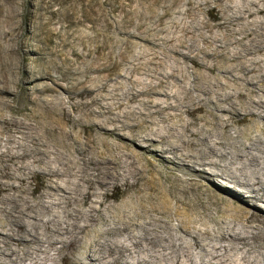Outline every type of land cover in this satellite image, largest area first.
Returning <instances> with one entry per match:
<instances>
[{
    "label": "bare ground",
    "instance_id": "obj_1",
    "mask_svg": "<svg viewBox=\"0 0 264 264\" xmlns=\"http://www.w3.org/2000/svg\"><path fill=\"white\" fill-rule=\"evenodd\" d=\"M259 6V0H241L233 17L243 21L246 14L260 13ZM239 35L226 42L232 49L204 56L208 72L188 81L182 74L178 83L139 90L136 97H149L132 111V121L118 128L137 143L172 155L169 162L177 168L218 179L233 190L220 211V232L199 227L202 222L192 221L167 199L154 207L137 194L138 207L132 211L109 203V187L138 178L145 168L127 152L106 159L91 155L82 144L65 153L63 144L25 132L16 150L0 151V169L8 174V181L0 179V264L68 261L83 243L87 253L76 264H264V18L245 22ZM177 71L173 68L170 75L176 77ZM196 112L201 116L194 118ZM246 118L253 123V135L247 133L251 128L236 125ZM143 124L147 131L131 129ZM4 158L21 162L8 168ZM37 169L51 181L34 196L26 180ZM134 185L139 193L138 181ZM240 195L255 205H235Z\"/></svg>",
    "mask_w": 264,
    "mask_h": 264
},
{
    "label": "rangeland",
    "instance_id": "obj_2",
    "mask_svg": "<svg viewBox=\"0 0 264 264\" xmlns=\"http://www.w3.org/2000/svg\"><path fill=\"white\" fill-rule=\"evenodd\" d=\"M240 1L0 0V151L16 150L25 132L63 144L65 153L87 145L91 155L110 159L125 151L145 168L138 178L109 187V203L130 211L138 207L137 194L154 207L167 199L187 211L192 221L202 222L199 227L217 234L220 211L233 190L218 179L177 168L169 162L172 155L163 156L118 128L127 125H122L124 120L132 121V111L149 97H136L139 90L178 83L182 74L188 81L195 73L208 72L202 61L206 54L232 49L226 42L241 39L245 22L264 18V0H259L260 13L234 19ZM173 68L180 76L170 75ZM201 114L196 112L194 118ZM236 125L255 133L248 118ZM131 129L147 131L148 126ZM5 160L2 164L8 168L21 162ZM7 176V170L0 169L3 182ZM50 181L37 169L26 184L39 196ZM136 181L142 188L139 193ZM247 196L240 195L235 205L252 208L255 201ZM85 253L83 243L69 253L68 261L56 264H76Z\"/></svg>",
    "mask_w": 264,
    "mask_h": 264
}]
</instances>
